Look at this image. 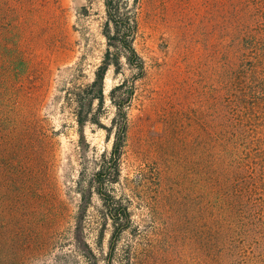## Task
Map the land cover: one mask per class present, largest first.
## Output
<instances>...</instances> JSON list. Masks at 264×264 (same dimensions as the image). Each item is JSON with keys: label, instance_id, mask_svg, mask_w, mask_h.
<instances>
[{"label": "rangeland", "instance_id": "obj_1", "mask_svg": "<svg viewBox=\"0 0 264 264\" xmlns=\"http://www.w3.org/2000/svg\"><path fill=\"white\" fill-rule=\"evenodd\" d=\"M124 1L136 14L134 47L146 74L136 81L128 108L120 179L107 188L132 212V228L112 249V222L91 189L115 140L110 92L127 79L131 86L135 73L125 59L109 69L104 103L96 101L90 115L101 125L88 121L81 129L74 96L85 95L105 58V0H30L24 8L11 0L17 11L12 39H22L30 68L13 106L30 118L31 157L43 159L46 188L31 196L22 217L32 224L27 264H125L129 250L140 264H193L186 209L202 188L196 191L193 182L201 183L196 168L206 154L209 125L221 142L225 116L236 125L249 116L236 99L227 102L226 113L223 75L231 73L232 96H240L238 78L252 73L253 44L264 39V0ZM255 116L250 130L258 142L264 109ZM37 136L51 149L36 151Z\"/></svg>", "mask_w": 264, "mask_h": 264}, {"label": "trees", "instance_id": "obj_2", "mask_svg": "<svg viewBox=\"0 0 264 264\" xmlns=\"http://www.w3.org/2000/svg\"><path fill=\"white\" fill-rule=\"evenodd\" d=\"M29 1L21 0L22 7ZM105 7V58L94 81L84 91L85 95L75 94L74 102L81 129L88 121L101 125L90 115L96 101L100 105L104 103V81L109 69L119 68L121 60L125 59V64L135 73L131 77V86L127 79L110 92L116 116L109 131L114 133L115 140L109 158L104 155L105 159L94 175L91 189L103 202L106 221L112 222V249H115L120 236L132 228V212L107 188L120 179L121 159L128 140V108L135 95L136 81L146 74V65L134 47L138 30L136 14L127 10L124 0H105ZM16 14L11 0H0V27L3 30L0 32V264H27L30 258L27 248L32 243L28 234L32 224L22 217L29 209L31 196L40 197L46 189L41 167L43 159L31 157L34 145L29 131L30 118L13 106L16 97L21 95L18 85L28 78L30 70L22 39H12ZM253 47L256 56L252 73L242 72L238 78L240 96H232L231 73L227 71L223 75L226 113L227 102L236 99L241 109L250 111L249 116L241 125H236L225 114L220 124L221 142L214 123H210L207 149L205 142L203 145L206 154L201 168H196V174L201 173L202 179L201 183L194 180L193 184L196 191L199 185L202 188L186 209L192 219L189 223L192 226L190 247L193 250L190 255L193 264H264V135L255 142L250 130L257 109H264V102H261L264 99V39L256 40ZM262 119L264 121V117ZM43 138L51 146L48 136L43 134ZM35 142L36 151L51 149L40 136L35 137ZM257 143L261 149L254 150ZM33 166L36 172H33ZM194 166L197 167L196 161ZM56 225L54 222L53 226ZM34 229L38 230V226ZM131 253L129 250L125 264H140L139 256ZM109 264L115 263L110 261Z\"/></svg>", "mask_w": 264, "mask_h": 264}]
</instances>
